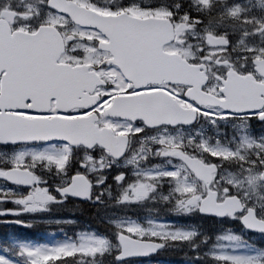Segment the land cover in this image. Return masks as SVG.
<instances>
[{
  "label": "rangeland",
  "instance_id": "374dc122",
  "mask_svg": "<svg viewBox=\"0 0 264 264\" xmlns=\"http://www.w3.org/2000/svg\"><path fill=\"white\" fill-rule=\"evenodd\" d=\"M99 7L108 8L117 6L118 3L134 2L140 6H152L154 4L170 3V0H94ZM173 6H179L181 12H187L190 16L199 17L202 23H192L187 18L183 20L188 26L192 27V31L180 35V43L174 47L166 48V51L178 53L185 59L194 62L200 61L202 55H207L214 60L218 57H223L224 60L233 61L237 66L241 64L247 65L248 61L242 59L245 56L264 55V0H171ZM159 15H166L163 10ZM230 36L231 45L224 51L222 49L212 50L206 44V36L220 35ZM85 46L84 43L74 44V47L79 51ZM203 49V53L200 51ZM251 49V51H250ZM89 52L92 49H88ZM74 55L75 53H71ZM259 60V59H257ZM216 68V67H215ZM214 68L215 75L217 74ZM101 76H109L111 81H121V74L117 70L107 69L99 71ZM216 85L214 74L212 75L211 86ZM177 94L185 93V89L176 88L174 92ZM123 96L119 91L114 93V97ZM183 98V97H182ZM111 105L104 107L102 113L99 114L101 127H107L105 123V111ZM186 107H191L188 104H182ZM198 124L192 128L170 129L163 128L156 131H148L145 129L139 136L128 135L130 129L127 127V122L108 119L113 126H123V131L116 133L118 135H126L130 138V147L127 156L122 161H113L106 155H102L101 150L96 153V156L91 160L85 161V151L78 152L75 157L74 166L81 168L80 164L85 161L88 167L87 174H92L95 182L104 180L101 177L104 172L110 174V181L113 174L123 172L125 174V182L121 184L112 183L105 188H99V192L103 193L101 197L103 203L114 201L115 192L120 199L127 200L132 196V192L139 186L145 188L149 192V202L156 201L162 203H171L174 206V215L185 216L194 214V211L187 208V203L191 202L197 194L192 191H187L184 187V179H168L164 176L166 171L173 167L183 169L182 175H187L188 180L192 181L197 189L201 186L196 181L193 175L189 172L184 164H180L176 157V153H184L186 155L196 157L207 164H217L221 171L217 177L220 181L217 183L220 188L221 184L229 183L233 185L234 190L240 195L245 204H252L257 213H264V183L261 182L262 172L259 166H245L241 162H247L254 157L259 150L264 154V125L253 124L250 120L229 119L219 120L214 122L210 118H206L198 113ZM108 128V127H107ZM163 141V143H159ZM207 147L217 151L223 158L221 161L214 162L210 159L203 149ZM159 149V154H157ZM24 155L30 157L32 161L44 158L45 167L48 169L51 166L64 168L67 156L60 151L45 150L44 152L26 151ZM24 155L18 153L13 164H22ZM163 157V158H161ZM41 161V160H40ZM107 169H109L107 171ZM47 177L50 174L61 176L63 180L66 175L62 171H40ZM67 172V171H66ZM80 172V171H78ZM243 177V179H241ZM127 185V186H126ZM4 197L12 203L10 206L20 209L22 212L28 213L30 206L33 209L37 208L35 199L30 195L29 191L23 189H13L4 191ZM27 193V195H26ZM33 198V199H32ZM108 199V200H107ZM132 203H119L110 208L109 219L115 218V230L117 225L128 220L129 209L134 210ZM87 205V204H86ZM86 205L78 203L76 211L78 213H86L88 208ZM115 210L116 213H112ZM96 214V212H95ZM196 215V214H195ZM107 214L98 213V218H105ZM198 217V215H196ZM195 217V218H197ZM145 231L141 233L144 237L159 238L171 245L168 250L169 256L185 257L189 260L196 261V264H214V261L208 258L210 253H225L236 249L251 250L255 252L251 255H256L264 249L259 250L247 242L246 238H250L248 234L243 232L241 226L233 221H224L219 224L208 225L206 221L201 222V227L204 230H188L178 225H166L154 222L151 217H145ZM194 218V225L196 219ZM95 219V217H94ZM123 220V222H120ZM193 225V226H194ZM207 231L205 232V229ZM235 236V239L229 238ZM242 237V238H241ZM95 238L94 235L83 236L75 243H55L49 246L39 245H23L25 249H39L41 252H47L49 248H54L62 244H75L80 246L82 242H91ZM258 241V238H251ZM259 243H261L259 241ZM19 251L17 257H25L22 254L21 245H17ZM98 248L84 249L85 255L74 257L70 264H104L110 259V256H96L93 259V253L98 251ZM187 250L189 252L182 253ZM34 253H28L33 255ZM55 256H60L57 252ZM199 255L200 259H194ZM53 259L52 255H36L33 264H49ZM0 264H14L7 260H0ZM106 264V263H105ZM253 264H264V261H253Z\"/></svg>",
  "mask_w": 264,
  "mask_h": 264
},
{
  "label": "snow or ice",
  "instance_id": "6c2138e0",
  "mask_svg": "<svg viewBox=\"0 0 264 264\" xmlns=\"http://www.w3.org/2000/svg\"><path fill=\"white\" fill-rule=\"evenodd\" d=\"M43 5L42 11L45 14V19L40 20L34 27L31 25L32 10L25 7L21 9L19 6L12 9L6 6L8 11L16 13L15 28L6 36L0 37V89H7L14 81L16 75V66L8 59L7 46L10 40L12 41H27L31 43L59 41L62 48L58 54L51 57L52 67L57 71H63L72 75H78L77 70L82 69L88 72H96L97 69L102 70V65L106 64L110 69L115 70L119 65L114 62L119 59L120 42L118 33L122 27H132L139 29L142 27V20L151 17L155 13L162 10L167 13L169 17H175L177 23L187 18L192 23H202L199 17L190 16L186 11L181 12L179 6L174 8H162L159 4L152 6H140L134 2L124 3L110 8H101L97 6L94 0H38ZM0 20H6L4 15V8H0ZM171 22V21H170ZM23 29L22 35L18 34V30ZM74 41H84L85 46L79 51L74 47ZM216 46H222V50L227 51L228 41L226 39L216 40ZM88 49H92L91 52ZM203 53V49H200ZM251 51V49H250ZM71 53H75L72 55ZM207 59V55L200 57L201 62ZM248 61L247 65L241 64L239 68L232 65L231 61H218V64L223 67L222 72H218L215 76L216 85L210 87L205 91V95H211L216 103L213 107L208 108L204 104H196L190 102V97L187 92L177 94L174 99L181 104H188L193 107L200 115L210 118L212 122L216 119H243L250 120L253 124L264 125V103H260L258 107L253 108H239V97L232 92V78L240 77L242 79H251L257 87V96L259 101H264V72L258 70L257 59L264 60V55L259 56H245L242 57ZM202 66V63L197 65ZM243 69V70H241ZM121 81L113 80L108 84L107 88L102 89V100L96 105H89L83 109L65 110V109H35L31 105L30 96H25L23 107H4L0 106V117L4 118L6 122H11V126H15L17 120L26 122L59 120L61 122H79L85 123L86 118L93 115V113H102L106 105L113 100L114 93L121 92L125 97H144L156 91H163L166 95L171 96L172 90L163 85H134L133 77L131 75L121 76ZM183 96V98H182ZM106 126L114 133L123 131V126H113L110 121L105 118ZM175 127V125H172ZM97 127H100L98 124ZM127 127L130 129L128 135L139 136L148 127H158V125H150L143 117H136L130 120ZM18 143H32V144H46L52 149H56L57 143L67 147L70 141L63 136L50 135L46 140H16V139H0V144H18ZM159 143H163L160 141ZM261 147H264L262 145ZM214 162L221 161L223 158L214 150L207 147L203 149ZM159 154V149H157ZM102 155H109L102 153ZM98 158V157H97ZM163 158V157H161ZM93 159L91 151L85 153V161ZM115 159H118L116 157ZM179 161V157H173ZM85 161L80 164L81 168H87ZM43 162V161H41ZM245 166H259L261 171H264V154L259 150L254 157L247 162L242 161ZM183 164V161H180ZM19 166L20 170H24V165L10 164L7 168L0 169V172H11L14 168ZM210 167L215 168L216 164L212 163ZM65 171L63 175H67V163L64 165ZM183 169L180 167H173L166 171L164 176L170 180L184 179L185 189L187 191L195 192L199 197L195 211L202 217L212 218L219 222L233 221L238 223L243 232L256 234L255 236L260 240V247L264 249V213H257L252 204L241 203L240 206L229 207L227 210L221 209L219 211H206L203 207V202L214 198L216 205H226L227 201H240V195L234 190L233 185L229 183L221 184L220 188L215 185L220 181L219 177H214L212 182L208 185L207 192L202 191L205 181L201 177L192 173L194 179L199 181L201 186L197 189L192 181L188 180L187 175H182ZM77 175H84V173L74 172L72 177ZM72 177H68L71 181ZM4 178V177H0ZM108 180V177H104ZM243 179V177L241 178ZM10 183H15L9 180ZM112 183L121 184L125 182V174L118 172L111 177ZM100 181H97L99 186ZM19 187L30 189L32 185L22 184ZM127 186V185H126ZM91 184L89 185V192L86 196L75 197L77 199L85 200L89 203L100 205L103 203L101 197L102 192H98L95 196L91 193ZM214 194V197H213ZM63 196V193H61ZM70 195V194H69ZM54 199V198H53ZM67 199V196H63ZM63 199L60 202H63ZM118 203H124L125 200L118 199ZM134 202V201H129ZM0 203H12L8 201L4 194H0ZM24 213L13 208L0 209V223L14 224L19 227H30L20 218ZM13 217L14 219H7ZM254 221L255 223H253ZM145 229L142 225L134 221H125L117 225L115 231L110 235H101L95 237L91 242H82L80 246L75 244H62L54 248H49L47 252H41L39 249H25L21 245L22 254L25 256V264H33L36 255H52L53 259L49 264H70L74 257L85 255L84 249L98 248L99 250L93 253V259L96 256L108 255L111 257L112 264H148V259L155 256L159 247L152 249H144L142 245L155 244V240L149 239L145 241L141 233ZM229 238L235 239V236ZM242 238V237H241ZM7 232L0 231V241L7 240ZM159 239V238H156ZM135 242V243H133ZM162 246V245H161ZM34 253L28 255V253ZM61 253L60 256H55V253ZM255 249L245 250L243 248L236 249L225 253H210L208 258L214 261V264H253V261H264V251L256 255H251ZM9 257L0 254V260H8ZM194 259L199 260L197 255Z\"/></svg>",
  "mask_w": 264,
  "mask_h": 264
},
{
  "label": "water",
  "instance_id": "95a60500",
  "mask_svg": "<svg viewBox=\"0 0 264 264\" xmlns=\"http://www.w3.org/2000/svg\"><path fill=\"white\" fill-rule=\"evenodd\" d=\"M142 27H122L118 33L120 42L119 59L114 63L119 65L122 74L131 75L134 85H161L162 83L172 86L182 85L190 88L187 96L196 104H204L213 107L216 101L211 95H205L202 91L206 84L204 74L200 73L199 67L190 65L180 55L168 54L164 48L174 42L175 32L167 20L145 19ZM4 32L3 23L0 22V37L8 35ZM22 35V34H20ZM216 40L208 37V43L214 48ZM224 40V39H220ZM62 48L59 41L27 42L10 40L7 46L8 59L16 66L14 81L22 84L17 90L13 83L2 90L0 106L9 107L16 103L23 104L24 97H32L33 106H48L52 100L56 101L57 109L74 110L83 109L89 105H96L98 97L91 96L99 86H105L94 72L79 69L78 75L57 71L52 67L51 57L58 54ZM258 70L264 72V61H256ZM108 66V65H107ZM257 85L251 79L232 78V92L239 97V108L258 107L263 101L257 96ZM106 115L115 119L130 121L136 117H143L148 124L158 127H148L150 130L159 129L163 126L176 128L178 126H190L196 121V111L182 108L176 100L164 92H154L144 97H117ZM98 121L96 116L86 118L85 123L61 122L52 120L45 124H34L26 127L24 121L6 122L9 133L16 140H26L31 134L32 139L46 140L50 135L63 136L70 141L74 148L84 147L93 149L96 146L104 149L114 160L124 157L128 141L125 137H115L109 129L99 130L95 125ZM175 125L173 127L172 125ZM10 136V135H9ZM118 157V159H115ZM182 161L191 172L201 177L206 184H210L211 177L217 172V168L207 167L199 160L182 158ZM4 180L14 181L15 185L25 182V175L20 171H11L2 176ZM264 182V174L262 177ZM89 192L88 183L78 177L66 190L70 197L86 196ZM138 192L141 193L139 189ZM70 194V195H69ZM214 197V194H213ZM77 199V198H75ZM83 202L85 200L77 199ZM240 201H227L226 205H216L214 198L203 202L206 211L227 210L229 207L240 206ZM255 223L254 221H252ZM135 243V242H133ZM162 244H144V249L159 247V252L164 246ZM156 252V254H157Z\"/></svg>",
  "mask_w": 264,
  "mask_h": 264
},
{
  "label": "flooded vegetation",
  "instance_id": "af4514ba",
  "mask_svg": "<svg viewBox=\"0 0 264 264\" xmlns=\"http://www.w3.org/2000/svg\"><path fill=\"white\" fill-rule=\"evenodd\" d=\"M129 3V2H128ZM123 3H118V5ZM162 8H174V6L170 3H163L160 4ZM6 6H10L12 9L17 8L19 6L21 9L28 7L31 8L32 12V20L31 25L34 27L40 20L45 19V14L42 11L43 5L38 2V0H0V8H4V13H11L14 15V21L12 23H8V26L10 30L12 31L16 26V20L15 16L16 13L12 11H8ZM115 7V6H111ZM157 14V13H155ZM167 19L171 21L174 28H180L183 29L185 34L192 31V27L188 26L185 22L181 21L177 23L175 21V17H169L166 14ZM18 32H23V29H19ZM217 38L225 37L226 40L229 43V47L231 45V37L230 36H223V34L220 35H214ZM180 34L177 35L176 40H179ZM207 37V36H206ZM84 43V41H74L73 44L78 43ZM218 61L223 62V57H218L216 60L207 57L204 61L201 62L197 61V64H208L209 71L208 73H211L212 75H215L214 68L216 73L222 72L223 67L218 64ZM229 61V60H224ZM232 65L239 68L233 61H231ZM243 70V69H241ZM1 91V89H0ZM6 129L4 124H0V132L4 131ZM64 148V155H66L67 160V175L62 180L61 176L54 174L48 175V177L45 174H42L40 171H62L65 169L63 168H57L56 166H51L50 168H46L44 161L46 160L44 158H41L40 160L32 161L30 157H27L24 155V152L26 151H32V152H44L45 150L49 149L52 151H61V149ZM83 151V150H80ZM20 153V155H24L25 159H23L22 164L24 165L23 171H30L34 175L33 185L30 189H23L24 191H29L31 193L30 195L35 199L37 205L36 209H33L32 206H30L28 213L22 212L20 209V212L24 213L20 218L25 222V224L33 226L36 225L38 229L42 231V229L48 227H57L53 230H57L60 232H68L71 234L74 229H78L77 224L78 222V216L76 211V205L78 202L76 200L70 199L67 197V199H63L64 196V190L70 186L72 179L75 177H72V174L74 172L80 171V173L88 172V167L85 168H76L74 166L75 157L77 154V150H73L70 147H64L62 145H56V149H52L48 145H42V144H34V145H2L0 144V169L7 168L10 164H13L12 160L15 159V155ZM22 171L20 170L19 166L14 168L12 171ZM109 169H107L108 171ZM110 171L107 173L101 174V177H108V180H102L99 183V186H97V183L95 182V179L92 177V174H87L89 181L91 183L92 188V195L95 196L99 192V188H105L111 185L110 181ZM68 177H72L71 181H69ZM216 177V176H214ZM213 177V178H214ZM218 184L215 185V187L218 189ZM13 189H19L15 188L5 182L0 181V194H5L4 191H9ZM204 192H207L208 188L206 185H203V188L201 189ZM115 192V199L114 201L107 202L106 200L104 203L100 205H96L94 203H87V212H86V226H80L81 229H91L93 231L94 229L97 232H102V235H108V230H113L112 228L115 226L114 222H117L115 218L109 219V213L110 208L114 207L115 205L119 204L117 201L120 199V196H117L116 191ZM63 193V196L61 195ZM27 195V193H26ZM103 196V195H102ZM32 198V199H33ZM54 198V199H53ZM103 198V197H102ZM63 199V202H60ZM200 197L197 195L191 202L187 203V208L194 211V214L191 216L190 214L181 216L176 215V219L174 218L173 209L174 206L171 203H162L159 201L148 203L149 202V192L145 189V191L140 195L136 196L135 192H132V196L128 198L124 203L129 204L132 203L131 206L134 208V210L129 209V220L136 222L139 225H142L143 228H145V224H147L144 220L145 217H151L154 222H158L160 224H166V225H174L173 222L176 220L180 223V225L183 224H192L191 227H194L195 230H204L202 225L200 223L206 221L208 225L213 224H219L221 222L216 221L212 218H206L199 215L197 211H195V207L197 204V201H199ZM8 200V199H7ZM108 200V199H107ZM10 201V200H9ZM134 201V202H129ZM11 203H2L0 204V209L4 208H13L16 209V207L10 206ZM96 212L97 215H94ZM107 214L105 218L99 219L98 213ZM112 213H116L115 210L112 211ZM198 215V217L196 215ZM59 215V218H57L56 221H51L50 218H56ZM95 217V219H94ZM197 217V218H195ZM194 218L196 219V224L194 225ZM7 219H13V217H7ZM120 222H123L121 220ZM194 225V226H193ZM29 229V227L27 228ZM208 228L205 229V232ZM115 231V230H113ZM145 241H148L149 239H153L156 242H161L157 239L151 238V237H144Z\"/></svg>",
  "mask_w": 264,
  "mask_h": 264
},
{
  "label": "trees",
  "instance_id": "16d2710c",
  "mask_svg": "<svg viewBox=\"0 0 264 264\" xmlns=\"http://www.w3.org/2000/svg\"><path fill=\"white\" fill-rule=\"evenodd\" d=\"M1 231V230H0ZM4 232H7V234H8V232H11V235H12V237L11 238H9L8 237V239L7 240H3V241H0V250H2V251H7V250H10L11 252H13V253H16L17 251H16V249L15 248H13V246L11 245V242L12 241H24V240H32V241H38L37 239H32V238H22L21 237V235L20 234H18V229H13V230H3ZM25 242V241H24ZM3 253V252H2ZM183 258V257H182ZM188 259V258H187ZM16 262H18V264H23L24 263V261L23 262H21V261H16ZM112 261L110 260V261H106L105 263L106 264H110ZM104 263V264H105ZM25 264V263H24ZM171 264H183V262L181 261V260H178L176 257H174L173 258V260H172V262H171ZM188 264H196V262L195 261H188Z\"/></svg>",
  "mask_w": 264,
  "mask_h": 264
}]
</instances>
